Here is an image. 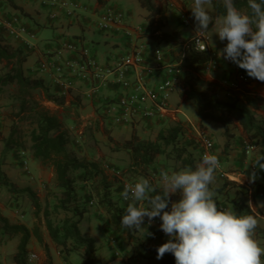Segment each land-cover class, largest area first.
Instances as JSON below:
<instances>
[{
    "label": "crops",
    "instance_id": "0c3cea01",
    "mask_svg": "<svg viewBox=\"0 0 264 264\" xmlns=\"http://www.w3.org/2000/svg\"><path fill=\"white\" fill-rule=\"evenodd\" d=\"M48 1L49 0H12V2H14V4L18 7L14 8L8 4L6 0H0V24L4 19V16L17 14L20 16L21 21L26 24L29 31L34 33V37L31 39L26 37L23 38L34 43L33 47L27 48L26 50L27 56L25 62L23 63V70L26 74L41 77L51 90L60 91V86L55 81L54 72L48 68H40L39 63L43 57L53 53L55 46L61 39L76 38L79 41V44L87 46L90 53L98 60V62L104 65L113 64L116 58L132 43H142L146 49H151L156 45V41L147 35L148 29L146 22L148 18H146L147 11L144 8H141L137 13H135L133 9L127 8L128 26H130L131 29L140 27V30L135 32L134 36L127 37L122 30L104 32L98 30L94 25V20L104 4L111 3L120 7L116 1L56 0L59 3H65V5L63 4L65 6L64 8L57 10L58 15L56 17L51 16L52 7L47 4ZM133 1L139 5L137 0ZM154 3L159 11H164V9H166L163 13L165 15L164 25L160 26L158 31H166L169 34L175 33L180 37V39H187L195 33L196 22L191 11L194 0H154ZM206 8L210 15H214L213 20L217 19V15L214 13L211 5H207ZM65 9L70 10V14H65ZM182 15H186L188 17V22H183L181 17ZM173 18H175V21ZM210 25L211 23L209 26ZM5 38H8V43L13 46L25 43L23 39L18 37L6 35ZM226 43V40L221 41L219 39V41L211 44L215 47L217 53L218 66L212 70L213 72L211 71L212 73L210 72L211 74L203 72L206 73L204 76L205 80L222 86L225 81L234 79L239 72L247 73L245 70L239 68L235 63L224 59L223 56L220 55L222 49L226 46ZM159 77L160 74L158 73L154 76V80ZM83 86L84 83L80 84V82H77L74 87L70 88L64 94V103L62 106L66 109L69 107L72 110L76 109L77 111H80L81 114L83 112L81 119H85L81 122L74 121L73 119L69 120L70 122H67L68 124L66 127L69 129L70 133V141L67 147L68 149L74 150L79 156H84L87 159L98 161L104 168V171H106L105 168L108 167L110 170L114 167H118L117 165L119 164L117 163L119 162L122 164V167L127 165L128 157L125 150L122 149L121 146L113 148V142H120V144H122L124 140L129 138L131 132H134L141 138H153L158 130L164 129L162 125H165V119H142L140 120L141 122H132L129 124H115L111 121L91 122V120H98L97 114L102 111L103 102H106L108 99H115L120 92V88L113 83L106 84L102 87L101 97L93 100H86L81 96V89ZM241 87L240 92L235 94H238V96H241L242 98L248 97L249 99H256V107L252 108V110L258 120H264V82L254 80ZM222 90L219 91V97L220 99L225 100L227 97H223L224 95ZM78 96L81 97L82 102H80V105L76 108V105L78 104ZM183 97L184 95L181 94V98ZM245 100L243 99L242 103H246ZM170 106L173 107L174 105L170 103ZM170 117H173V115ZM86 119L91 120L87 122ZM194 119L197 120L195 123L200 131L207 132L210 136L215 137L214 153L221 160L222 169H224L227 177L233 179L232 181H227L226 177H220L217 179L219 173L217 174L218 171H216L215 181L209 186L210 189L215 192L213 199L217 201L216 205L221 203L222 198L226 197V194L231 195L232 191L233 196L236 198L241 197L255 213V217L259 222L258 228H260L261 231H255L254 238L262 247H264V185L257 178L254 180L249 179L250 174L253 172H255L256 175L258 170H264L259 167L252 169V164H255L258 156H264V151H260L258 146L250 154H246L243 151L245 141L247 139H255L248 137L247 133L242 129L235 118H233L231 124H234V128L230 130L234 134L228 139L224 136L223 127L220 124L208 120L200 123L197 116ZM188 123L193 129H195L193 122ZM72 127H74L73 130ZM147 134L149 137L145 136ZM106 138L108 142H106ZM110 138L113 139V141H111ZM185 142H192V139L185 136ZM89 143L97 145L91 146ZM98 145L102 150L97 147ZM193 145L195 144L192 143V146ZM108 146H111V148H108ZM188 148L189 147L187 146V149ZM197 150L199 151V145H196V151ZM192 156L196 164L200 162L201 159L195 158L198 155L195 156V154H192ZM117 157H120V160ZM27 158L29 173L27 175H23L18 171V169H15L14 173L16 176L14 177L11 174L9 178V173L11 172L8 171V169H5V174L9 181L15 183V185H20L19 181L25 179L24 183H28V185H23L21 187L29 186V183L31 182L37 181L40 183L45 181V177H47L51 182L54 181L52 167L43 165L37 159L33 158L32 154H29ZM17 160L18 159H14L12 161L15 162ZM113 163H115V165H113ZM169 165L168 158H165L162 155L156 156L153 163L148 168L149 170L146 178L153 184L158 185L161 170L169 173L182 170H173L172 167H169ZM6 166L11 168L12 165L8 164ZM0 169L3 168L1 167ZM24 176L26 178H24ZM114 191L115 198V194H120L121 190L119 186H117ZM8 194H12V192L8 191ZM13 195L14 194H12V196ZM12 198L8 202L0 199V211L7 216L11 222L23 223L30 228L26 222L21 220L24 215L21 213L20 215L15 211L13 205L15 202L12 201ZM179 199V192L171 196L172 202L178 201ZM119 204L127 207L128 203H124L120 199ZM136 232L140 237H142V240L147 246L158 248L161 244L168 240L167 237L158 236L152 227H150L148 231L146 230L147 233H151L152 235H143L144 228L142 230H136ZM87 235L96 238L93 234ZM16 243L17 239L13 238L12 240L7 241L6 244H12V251L14 252ZM28 248H34L32 242L28 243ZM138 249V251L142 252V255H145L146 257L141 256L138 252L136 256H132L130 259L124 258V261H122L121 264H157L158 259L156 258V254L148 252L147 250L142 251L141 248ZM38 252L39 254L42 253L41 251ZM261 259L264 260V257H261Z\"/></svg>",
    "mask_w": 264,
    "mask_h": 264
},
{
    "label": "trees",
    "instance_id": "16d2710c",
    "mask_svg": "<svg viewBox=\"0 0 264 264\" xmlns=\"http://www.w3.org/2000/svg\"><path fill=\"white\" fill-rule=\"evenodd\" d=\"M6 1L14 8H18L12 0ZM137 1L147 11L146 17L157 16L158 25L154 30L153 39L157 43L166 42L170 46H178L179 50L182 51V42L185 39H180L175 33L169 34L166 31H158V28L164 25L165 15L159 11L154 0ZM233 2L234 6L241 12H250L248 0H233ZM210 5L216 15L224 16L226 14L223 0H212ZM7 17L4 16V19ZM6 35H8L7 32L0 24V63H3L0 70V88L11 84L15 86V98L18 99L19 104L16 114L24 115V118L32 124L28 132L29 149L32 157L43 165L52 167L55 185L60 190L57 207L72 212V216L64 217L59 223H53L46 215L44 225L47 233L51 240L60 246L65 253L81 250V264H106L101 263L96 254L97 248L94 237L84 235L79 228V223L86 209L80 206L83 196L77 192L76 182L89 183L91 189L88 195L89 198H95L96 204L107 213L115 231L126 234L128 238H133L132 230L124 228L120 222L121 216L127 208L119 204L120 199H122V183L119 186L120 194H115L114 198L115 179L113 180L107 176L100 163L96 160L81 157L74 150L68 149L69 129L63 124L55 111L39 103L32 98L31 94L32 91L39 90L43 100L50 101L57 106L63 105L64 95L60 94L59 91L51 90L41 77L24 72L23 63L26 60L28 47L25 43L16 46L11 45L3 40ZM213 57L218 66V58ZM210 58L209 50L200 52L189 47L185 51L183 61L189 66L192 73L194 71L203 72L205 63ZM220 90L221 88L218 87L217 83L207 81L199 75L192 76L191 74L184 81L186 98L194 101L196 116L200 123L205 120L213 121L220 124L223 127V132H225L228 126L232 124L233 118H235L248 137L255 139L259 150L264 151V120H258L252 110L256 107V99L242 98L234 93L232 96L224 94L227 98L223 100L219 97ZM243 99H246V103H242ZM179 132V123L158 130L153 138H141L131 132L129 138L121 144L128 157L127 165L121 168L122 172L146 177L149 166L158 155L172 159L174 163L173 170L185 168L194 170L196 163L191 151L185 146L177 144ZM22 138V134L16 130L14 125H11L6 135L1 138L0 165L10 151L24 146ZM0 185H4L11 192L27 195L35 206H39L34 190L29 186L16 187L15 183L9 181L1 169ZM155 194L152 193V195ZM15 195L16 193L13 197ZM215 202L217 203L216 200ZM224 204L228 205L227 203ZM170 207L171 204L165 210H170ZM228 207L232 208L238 215L255 216V213L241 197L232 198ZM255 231L259 232L261 229L257 227ZM31 237L41 241V235L36 225L29 228L23 223L11 222L0 211V241L17 239L15 251L12 255L14 264H30L27 261V255L29 252L28 243ZM138 243L143 248L148 249L149 252L157 255L156 247L147 246L142 240H139ZM107 264L116 263L111 261ZM157 264H175V258L171 253H165L161 259H158Z\"/></svg>",
    "mask_w": 264,
    "mask_h": 264
},
{
    "label": "clouds",
    "instance_id": "9594fccd",
    "mask_svg": "<svg viewBox=\"0 0 264 264\" xmlns=\"http://www.w3.org/2000/svg\"><path fill=\"white\" fill-rule=\"evenodd\" d=\"M211 3L212 0H194L191 11L196 31L204 33L213 23V17L206 8ZM223 5L226 14L215 21V34L221 41H227L220 55L245 70L249 77L264 82V0H248L250 12L238 10L233 0H223ZM198 51H206V44ZM222 91L224 93V87ZM200 159L194 170L185 168L171 173L161 170L158 185H153L146 178L127 184L121 196L131 202L121 199L128 203L120 219L122 226L128 230H139L145 217L149 224L159 217L160 229L170 239L156 249V258L161 259L165 253H171L175 264H264L261 259L264 247L254 238L259 223L257 218L238 215L229 207V211L218 210L213 199L215 192L209 186L222 165L215 154L206 153ZM252 165L264 169V156H258ZM255 178V172L250 174V180ZM124 181L127 180L122 184ZM177 192L180 199L172 202L171 196ZM169 204L170 210H165ZM145 234L152 235L144 229ZM112 245L115 246L116 242Z\"/></svg>",
    "mask_w": 264,
    "mask_h": 264
},
{
    "label": "built area",
    "instance_id": "2783aa9c",
    "mask_svg": "<svg viewBox=\"0 0 264 264\" xmlns=\"http://www.w3.org/2000/svg\"><path fill=\"white\" fill-rule=\"evenodd\" d=\"M52 7V17L58 15L57 10L64 8L65 3L56 0L47 2ZM64 4V5H63ZM70 10L65 9V14H70ZM183 22H188V17L182 15ZM94 25L98 30L107 32L112 30H122L125 36H134L140 27L131 29L128 26V14L121 7L114 4H104L98 12ZM1 26L8 35L23 39H31L34 33L29 31L17 14H10L3 19ZM28 48L33 47V42L23 39ZM206 44L211 58L205 63L204 71H212L217 67L215 52L211 50L210 40L207 31L195 33L182 42V51L179 52L177 59L168 60L165 52L157 45L151 49H146L142 43H132L123 53H121L111 65H104L90 53L87 46L79 44L76 38H64L58 41L51 55H46L40 60L39 67L51 69L54 72L55 81L60 86V94H65L77 82L84 83L81 89V96L86 100H93L101 97L102 87L113 83L120 88L119 94L115 99H108L103 102V116L115 124H129L142 119L164 120L171 115L180 112L177 106H170V96L174 93L184 91L183 83V58L185 51L192 47L199 50ZM160 74L154 80L156 74ZM257 80L251 78L247 73L239 72L234 79L224 82V94L232 96L241 90V86ZM199 157L206 153H214V140L204 132H198ZM257 148L254 140L247 139L244 143V152L252 153ZM219 159V158H218ZM19 161L24 169H27L26 153L23 149L19 150ZM220 165H221V160ZM252 169H255L252 166ZM218 173L221 176L227 174L220 167ZM256 178L264 185V170L256 172ZM134 181L127 180L122 184L124 188L127 184H134ZM124 202L125 201L122 197ZM89 204H93L90 200ZM218 210L225 211L229 208L225 204H220ZM17 212V210H16ZM145 223H148L145 217ZM161 220L155 218L150 225L155 226L158 231L165 234L160 229ZM111 244H115V239L110 237ZM35 257V259H33ZM27 259L29 262L36 263L39 254L30 251Z\"/></svg>",
    "mask_w": 264,
    "mask_h": 264
},
{
    "label": "rangeland",
    "instance_id": "374dc122",
    "mask_svg": "<svg viewBox=\"0 0 264 264\" xmlns=\"http://www.w3.org/2000/svg\"><path fill=\"white\" fill-rule=\"evenodd\" d=\"M112 1H116L117 4H119V6L126 12H127V8L133 9L135 13L140 11V9L142 8L140 5L136 4L135 1L133 0H112ZM164 11H166V9H164ZM164 11H161V12L164 13ZM211 16L214 17L213 14ZM216 17L217 19H220L223 16L217 15ZM146 18H148L146 22L147 29H148L147 35L148 37L153 39L154 30L156 29L158 25L157 16L151 15ZM173 19L175 21V18ZM217 19L213 20V24H211L208 29V35L210 37L209 38L210 47H211V50L215 52H216L215 47L212 46L211 44L219 41L218 36L215 34V31H216L215 21ZM3 40L8 42L9 39L3 38ZM157 45L164 52H166L167 58L172 59V60L178 58L179 52H180L178 46H170L166 42L157 43ZM2 67H3V63H0V70L2 69ZM210 72L211 71H208V73ZM191 74L192 76L194 75L202 76L205 79L204 76L206 73L199 72V71H194L192 73L190 71L189 66L183 62V82L185 81L186 78L191 76ZM218 86L222 90V87L224 85L223 86L218 85ZM15 92L16 90L13 84L5 85L0 88V120H1L0 122V149L2 147L1 138L4 135H6L11 125H14L16 127V130H18L22 134V137H23L22 139L24 142L23 147L19 149H15L14 151H10L5 156L3 163L0 165V168L1 167L3 168L1 170L4 173H5V169H8V171L11 172L9 173V178L11 174L14 177L16 176L14 173L15 169H18V171L21 172V174L23 175H27L29 173L28 166H27V169H24L19 162V150L23 149L26 153V156H29V154H31V151L29 149L28 132L32 124L28 122L26 118H24V115L16 114L19 104H18V99L15 98ZM181 94L184 95L183 98H181ZM31 95H32V98L37 100L39 103L43 104L44 106L49 107L52 111H55L59 115L60 119L62 120L65 126H67L68 124L67 122H70L69 120H72V119L77 122H81L85 120L84 118L81 119V115H83V112L81 114V112L77 111L76 109L72 110L70 109V107L66 109L64 106H57L50 101L43 100L42 94L39 90L32 91ZM223 97H226V96L224 95ZM77 101H78L77 102L78 104L76 103L77 104L76 108H78V105H80V102H82V99L80 96L77 97ZM170 103L174 106H178L180 108V112L175 114L173 117H169L165 119L164 122L166 123L165 125H162V127L166 129L170 125L179 123L180 132L178 134L177 144L183 145L186 148L188 146L189 147L188 150H190L192 154H195V156H197L198 150L196 151V145H198V142H197L198 132H201V131L196 126L195 122H197V120L194 119L196 117L194 101L192 99H187L186 93L185 91H183L182 93L174 92L170 96ZM97 118L98 120L96 119L95 121H92L91 119H86V121L89 122V120H91V122H109L103 116V113L101 111L97 114ZM134 122H141V121L136 120ZM188 122H193V126L195 127L196 130L193 129L192 126ZM233 125H229L227 128V131L224 132V136L226 137V139H228L231 135L234 134L230 131L234 128ZM73 129L74 127H72V130ZM204 133L208 134L207 132H204ZM208 135L210 136V134ZM145 136L149 137L148 134ZM185 136L191 138L192 142H189V143L185 142ZM212 139L215 142V137H212ZM110 140L113 141V139L111 138ZM106 142H108L107 138H106ZM192 143H194L195 145L192 146ZM89 145L96 146L97 144L89 143ZM118 146H121L120 142H117V143L113 142V148H116ZM97 147L99 149L101 148L99 145ZM108 148H111V146H108ZM81 157H84V156H81ZM117 158L120 160V157H117ZM195 158L198 159L199 157L197 156ZM14 159H18V160L13 162L12 160ZM8 164L12 165L11 168H8L6 166ZM117 164H119L117 165L118 167H114L111 170L109 167L105 168L106 169L105 173L107 174V176L113 180L115 179L114 189H115V186L116 187L120 186L123 180H132V181L137 182L141 178H146L138 174H124L121 170V168H123L122 164H120V162ZM169 164H170L169 167H172V169H174V165H173L174 163L172 159H169ZM113 165H115V163H113ZM217 177H218L217 179H219L221 176L218 174ZM18 178H21V177H18ZM24 178L26 177L24 176ZM24 181L25 179H22L21 181H19L20 185L16 184V187L20 188L23 185H28V183L26 184L24 183ZM54 183H55L54 181L51 182L50 180H48L47 177H45V181H42L40 183L37 181L29 183L30 184L29 186L31 187L32 190H34L37 196L39 206H35L27 195H22L20 193L15 192L16 195L13 197L12 194H8L9 190L5 188L4 186H0V199L8 202L13 197L12 201L15 202V204H13L14 209L17 208L18 213H21L24 215V217L21 220L26 222L30 226V228L34 225L38 227L39 233L41 235V241H37L34 237H31L29 241V242H32V244L34 245V248L29 249V251H36L38 254H39L38 251L42 252L41 253L42 255L39 254V260L36 262L37 264H81V260H82V255L80 253L81 250L80 251L73 250L69 253H65L64 250L60 246L56 245L55 242L51 240L45 228L44 218L46 215L53 223H59L64 217L72 216L71 211L69 210L64 211L60 209L59 207H57V199H58V196L60 195V190ZM76 190L80 195L83 196L80 201V206H83L86 209L79 223V228L81 229L84 235L93 234L96 237L94 238L95 245L97 247L99 246L98 248L96 247L97 248L96 254L99 257V260L101 263L107 264L112 261L113 263L121 264V262L124 261V258L130 259L132 256H136V254L139 252L138 248H141L142 251H145V250L148 251V249L143 248L142 245L138 243L139 240H142V237L138 235L135 229L131 231L132 235L134 236L133 237L134 239L128 238L126 234L117 233L115 231L114 226L110 222L107 213L103 211L96 204L95 198H89L88 195H89V192H91L89 183L87 182L83 183V182L77 181ZM229 196H233V191L231 195L226 194V197L222 198L221 203H227L228 206H230V200L234 198L235 196L233 197H229ZM91 199L94 200V204L92 205L88 203L89 200ZM230 210L233 211L232 208H230ZM141 227H142L141 230L144 228L147 231L150 227H152V229L155 230V233H157L158 236L160 237L164 236V237H167V239H170V237H168L166 234L160 233L155 226H152L144 222ZM110 237L115 239L116 241L115 246L111 244ZM142 242L144 243L143 240ZM6 243L7 241H0V264H14L12 260V255L14 253L12 251L13 246L12 244H6ZM139 253L141 254V256L146 257L145 255H142L143 254L142 252H139Z\"/></svg>",
    "mask_w": 264,
    "mask_h": 264
}]
</instances>
